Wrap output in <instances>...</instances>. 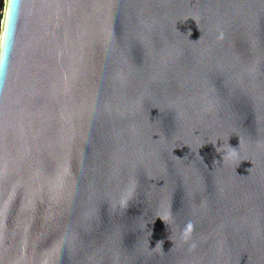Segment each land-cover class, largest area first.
<instances>
[{"label": "water", "instance_id": "water-1", "mask_svg": "<svg viewBox=\"0 0 264 264\" xmlns=\"http://www.w3.org/2000/svg\"><path fill=\"white\" fill-rule=\"evenodd\" d=\"M0 6V264H264V0Z\"/></svg>", "mask_w": 264, "mask_h": 264}, {"label": "clouds", "instance_id": "clouds-1", "mask_svg": "<svg viewBox=\"0 0 264 264\" xmlns=\"http://www.w3.org/2000/svg\"><path fill=\"white\" fill-rule=\"evenodd\" d=\"M9 2L11 3V0H9ZM2 64H3V61H2V59H0V66H2ZM232 148H233V147H232ZM233 149H235V148H233ZM169 215H171V213H169ZM192 226H193V222H192L191 220H189V221L187 222V226H186V228L181 229V235L184 236L185 239L187 238V233H188V231L191 230ZM195 247H196V242L193 241V242L189 245V249H192V248H195Z\"/></svg>", "mask_w": 264, "mask_h": 264}, {"label": "rangeland", "instance_id": "rangeland-1", "mask_svg": "<svg viewBox=\"0 0 264 264\" xmlns=\"http://www.w3.org/2000/svg\"><path fill=\"white\" fill-rule=\"evenodd\" d=\"M3 16V6H0V18L2 19ZM1 19H0V26H1Z\"/></svg>", "mask_w": 264, "mask_h": 264}, {"label": "trees", "instance_id": "trees-1", "mask_svg": "<svg viewBox=\"0 0 264 264\" xmlns=\"http://www.w3.org/2000/svg\"><path fill=\"white\" fill-rule=\"evenodd\" d=\"M1 19V18H0Z\"/></svg>", "mask_w": 264, "mask_h": 264}]
</instances>
